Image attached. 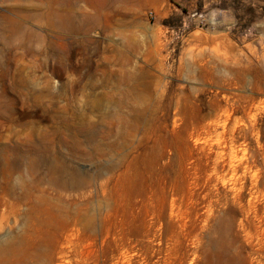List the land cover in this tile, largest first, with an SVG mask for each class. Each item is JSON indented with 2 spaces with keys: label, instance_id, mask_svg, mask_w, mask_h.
<instances>
[{
  "label": "rangeland",
  "instance_id": "obj_1",
  "mask_svg": "<svg viewBox=\"0 0 264 264\" xmlns=\"http://www.w3.org/2000/svg\"><path fill=\"white\" fill-rule=\"evenodd\" d=\"M0 0V264H264V0Z\"/></svg>",
  "mask_w": 264,
  "mask_h": 264
},
{
  "label": "bare ground",
  "instance_id": "obj_2",
  "mask_svg": "<svg viewBox=\"0 0 264 264\" xmlns=\"http://www.w3.org/2000/svg\"><path fill=\"white\" fill-rule=\"evenodd\" d=\"M65 4L66 5L69 4L68 0H62V1H60V6H64Z\"/></svg>",
  "mask_w": 264,
  "mask_h": 264
}]
</instances>
